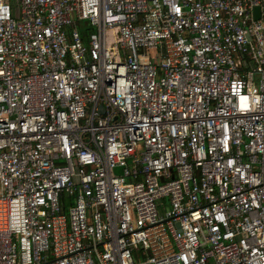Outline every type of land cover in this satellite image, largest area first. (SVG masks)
<instances>
[{"label": "built area", "instance_id": "obj_1", "mask_svg": "<svg viewBox=\"0 0 264 264\" xmlns=\"http://www.w3.org/2000/svg\"><path fill=\"white\" fill-rule=\"evenodd\" d=\"M0 264H264V0H0Z\"/></svg>", "mask_w": 264, "mask_h": 264}, {"label": "rangeland", "instance_id": "obj_2", "mask_svg": "<svg viewBox=\"0 0 264 264\" xmlns=\"http://www.w3.org/2000/svg\"><path fill=\"white\" fill-rule=\"evenodd\" d=\"M257 76H260V75H257ZM116 174H119L120 172H121V170L120 169H115V171H114Z\"/></svg>", "mask_w": 264, "mask_h": 264}, {"label": "water", "instance_id": "obj_3", "mask_svg": "<svg viewBox=\"0 0 264 264\" xmlns=\"http://www.w3.org/2000/svg\"><path fill=\"white\" fill-rule=\"evenodd\" d=\"M257 9V8H256Z\"/></svg>", "mask_w": 264, "mask_h": 264}]
</instances>
